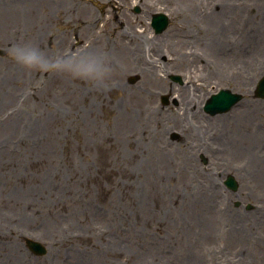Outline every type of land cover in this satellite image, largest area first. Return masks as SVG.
I'll list each match as a JSON object with an SVG mask.
<instances>
[{
    "label": "rangeland",
    "instance_id": "374dc122",
    "mask_svg": "<svg viewBox=\"0 0 264 264\" xmlns=\"http://www.w3.org/2000/svg\"><path fill=\"white\" fill-rule=\"evenodd\" d=\"M263 74L264 0H0V264H264ZM222 87L242 99L210 115Z\"/></svg>",
    "mask_w": 264,
    "mask_h": 264
},
{
    "label": "bare ground",
    "instance_id": "6f19581e",
    "mask_svg": "<svg viewBox=\"0 0 264 264\" xmlns=\"http://www.w3.org/2000/svg\"><path fill=\"white\" fill-rule=\"evenodd\" d=\"M223 6H221L220 5V8H222ZM215 25V27L216 28H220V26H222V23H220V22H217V23H215L214 24ZM212 39H213V37L209 40V43H211V41H212ZM207 40V39H206ZM205 40V41H206ZM206 43H208V41L206 42ZM162 53H164V52H161L160 51V54H162ZM216 53L217 54H219V51L217 50V48H216ZM220 68H222L221 66H216V70L217 71H219L220 70ZM142 70L143 71H145V72H147V70L151 73V75L154 77V78H157V79H161L160 77H159V74L157 73V67H156V63L154 62V64H153V66H149V67H147V66H145V67H143L142 68ZM181 93H184V92H181ZM181 93L179 92L178 93V95H176L178 98H181ZM193 95H195V93H191V92H189L188 93V96H187V98L184 100L186 103H188L187 105H186V107L185 108H183V111L180 113V110H179V116H181L182 114L185 116L187 113H190V115H191V117L192 118H194L195 116H197V114L195 113V111H193V110H191V109H193V107H191V106H194V96ZM142 99V98H141ZM143 100V99H142ZM143 101H145V100H143ZM180 109H181V107H180ZM181 114V115H180ZM239 114V113H238ZM179 120V119H178ZM224 124H225V122H224ZM174 126H181L183 129H185L184 127H183V123H179V124H177V125H175V124H173ZM196 125H198V127H199V129L200 128H203V129H201V132H206V130H208V131H210L209 129V127H210V124H209V122H208V120H205L204 119V117H200L198 120H197V123H196ZM188 126H187V124H186V128H187ZM234 131V130H233ZM233 131H232V136L230 135V138H228V137H223L222 135H221V137L225 140V141H227L228 143H229V145H228V147H227V153L230 155V157H237V155L239 156V155H243L244 157H246V158H248V165L249 166H251V164H253L254 163V161L256 160V159H258L257 157H256V152H255V150L254 149H252V147H249V146H247V147H249V148H245V149H249L248 150V152L246 151V150H244L243 148H242V146L241 145H239V143H237L236 142V140H238V138H239V134L235 131V135H234V133H233ZM222 134H224L225 135V132H223ZM187 142L189 143V140L187 139ZM228 157V156H227ZM228 159H229V165L231 166V167H227V168H231V169H234V170H237L238 172H241V170L240 169H238V167H235L234 165H233V162H232V160L228 157ZM252 167V166H251ZM244 171H246V168H244ZM212 193L213 194H216V192H211V195H209L210 193H208L207 192V194L209 195V198H213L215 195H212ZM208 198V199H209ZM253 220V221H252ZM250 222H249V225L247 226L246 224H244V222H243V218H242V216L241 215H238L237 213L236 214H234V215H231L230 216V223H232V225H231V229L227 232L226 231V234L228 235L229 234V236L231 237V238H238V239H240V235H241V237H244V239H248V240H251V238H249L248 237V234L250 235V232L251 231H253L255 228H256V225H257V221L256 220H254V219H252ZM258 220H260V219H258ZM214 221H211V220H208L207 219V224L209 225V226H213V223ZM263 224H264V221H263ZM244 229L245 230V232H243L244 233V235L242 234V232L239 230V229ZM247 253V252H246ZM202 256H199L198 254H195V256H193V258H192V262L193 263H196V264H199L200 263V261H202Z\"/></svg>",
    "mask_w": 264,
    "mask_h": 264
},
{
    "label": "water",
    "instance_id": "95a60500",
    "mask_svg": "<svg viewBox=\"0 0 264 264\" xmlns=\"http://www.w3.org/2000/svg\"><path fill=\"white\" fill-rule=\"evenodd\" d=\"M154 21L157 25V28L161 29L166 26V15L164 14H158L155 18ZM230 91H225L223 90L220 94H216L213 96V98L208 102L207 107L209 109H225L229 105H231L234 102L235 96H231L229 94ZM260 92L264 93V79L261 82L260 86ZM228 184L230 186L235 187L236 182L233 177H229L228 179Z\"/></svg>",
    "mask_w": 264,
    "mask_h": 264
}]
</instances>
